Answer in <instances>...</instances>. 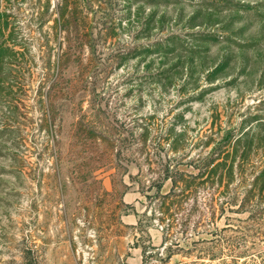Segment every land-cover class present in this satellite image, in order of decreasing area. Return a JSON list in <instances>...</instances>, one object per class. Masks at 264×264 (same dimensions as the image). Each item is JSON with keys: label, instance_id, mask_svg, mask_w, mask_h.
<instances>
[{"label": "rangeland", "instance_id": "obj_1", "mask_svg": "<svg viewBox=\"0 0 264 264\" xmlns=\"http://www.w3.org/2000/svg\"><path fill=\"white\" fill-rule=\"evenodd\" d=\"M263 173L264 0H0V264H264Z\"/></svg>", "mask_w": 264, "mask_h": 264}, {"label": "trees", "instance_id": "obj_2", "mask_svg": "<svg viewBox=\"0 0 264 264\" xmlns=\"http://www.w3.org/2000/svg\"><path fill=\"white\" fill-rule=\"evenodd\" d=\"M228 133H230V132H228ZM226 139V138H225ZM214 155V154H213ZM223 155V157H228L229 155H228V153H226V151H221V152H219V154H217V156H222ZM215 158H216V156H215ZM220 158V157H219ZM224 159V158H223ZM226 159V158H225ZM214 161H216V160H213V162L212 163H210V161L208 162H205L204 163V165H203V167L201 168L202 170H200V171H202V173L200 174V176H198L199 178H201L202 176H204V175H207V176H209V174H210V172H209V170L208 169H210V165H212V164H214ZM221 164V166H223V165H225V164H223L222 162H220V163H216V165H220ZM223 168V167H222ZM206 176V177H207ZM261 177H264V173L263 174H261V176H259V177H257V178H261Z\"/></svg>", "mask_w": 264, "mask_h": 264}]
</instances>
